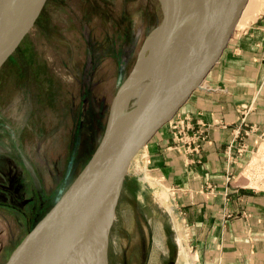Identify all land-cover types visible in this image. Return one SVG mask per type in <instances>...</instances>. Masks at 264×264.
Returning a JSON list of instances; mask_svg holds the SVG:
<instances>
[{"label": "rangeland", "instance_id": "rangeland-1", "mask_svg": "<svg viewBox=\"0 0 264 264\" xmlns=\"http://www.w3.org/2000/svg\"><path fill=\"white\" fill-rule=\"evenodd\" d=\"M241 17L235 30L258 39L264 64V0H248ZM163 19L159 0H46L33 28L0 69V264L91 157L116 92ZM206 80L200 91L223 89ZM134 102L131 97L124 109ZM182 120L176 115L161 129L168 127L172 134L174 122ZM187 121L189 133L199 131ZM248 130L237 131L228 144L232 161L246 152L242 139ZM263 163L264 157L250 160L243 170L252 190L264 179L251 181L248 171H261ZM171 194L143 169L127 174L108 232L106 264L110 255L118 262L119 254H134L132 246L141 237L145 247L153 242L152 254L165 251L169 239L176 264H200L171 213Z\"/></svg>", "mask_w": 264, "mask_h": 264}, {"label": "crops", "instance_id": "crops-1", "mask_svg": "<svg viewBox=\"0 0 264 264\" xmlns=\"http://www.w3.org/2000/svg\"><path fill=\"white\" fill-rule=\"evenodd\" d=\"M243 34L234 31L206 78L224 90L195 91L177 114L205 137L199 154L186 155L166 127L128 170L143 169L172 192L171 213L200 264H264V185L252 190L243 174L247 162L264 157V64L258 39ZM244 130L246 152L232 161L228 144Z\"/></svg>", "mask_w": 264, "mask_h": 264}, {"label": "water", "instance_id": "water-1", "mask_svg": "<svg viewBox=\"0 0 264 264\" xmlns=\"http://www.w3.org/2000/svg\"><path fill=\"white\" fill-rule=\"evenodd\" d=\"M12 2L10 14L0 26V69L33 28L46 0ZM159 2L164 19L158 28L156 46L148 50L147 57L166 50L170 37L178 33L179 15L190 6L186 2L183 6L167 0ZM247 3L248 0H214L210 23L193 53L184 51L175 57L163 53L158 61L152 56L146 68L144 89L131 108L117 114L120 91L130 72L111 102L103 134L91 157L4 264H50L85 232L91 211L99 209L108 199L110 222L101 249L106 264L108 232L132 160L177 115L192 93L201 89L228 47Z\"/></svg>", "mask_w": 264, "mask_h": 264}, {"label": "bare ground", "instance_id": "bare-ground-1", "mask_svg": "<svg viewBox=\"0 0 264 264\" xmlns=\"http://www.w3.org/2000/svg\"><path fill=\"white\" fill-rule=\"evenodd\" d=\"M174 1L167 0V3H180L183 6V3L186 2L190 6L179 15L177 19L178 33L175 32L170 37L169 43L165 48L166 50L155 54L152 53L151 57L154 56L156 61L164 56L163 53L167 57H175L184 51L191 55L193 53L192 49L195 50L203 39L211 20L212 3L214 0ZM12 4V0L0 1V26L10 14ZM168 13L166 12V14ZM158 33L159 29L148 37L145 46L139 53L136 65L132 69L124 88L120 91L117 114L123 111L131 97L136 98L144 89L146 68L151 63L149 61L151 57H147V53L149 49L152 50L156 46ZM109 203L111 204V200L107 199L99 205V209L97 207L91 211L90 218H88V222L86 221L87 223L83 230L85 232L77 236L69 248L62 254H58L50 264H104L101 258V249L104 235L110 222Z\"/></svg>", "mask_w": 264, "mask_h": 264}, {"label": "flooded vegetation", "instance_id": "flooded-vegetation-1", "mask_svg": "<svg viewBox=\"0 0 264 264\" xmlns=\"http://www.w3.org/2000/svg\"><path fill=\"white\" fill-rule=\"evenodd\" d=\"M147 232V238L152 242L151 232L148 229ZM151 244L147 243L145 247V240L141 237L132 246L131 253L134 254H119L117 257L118 262H115L114 257L110 255L107 264H176V254H173L169 239L164 242L165 251H163V248L159 249L158 254H152L153 246Z\"/></svg>", "mask_w": 264, "mask_h": 264}, {"label": "built area", "instance_id": "built-area-1", "mask_svg": "<svg viewBox=\"0 0 264 264\" xmlns=\"http://www.w3.org/2000/svg\"><path fill=\"white\" fill-rule=\"evenodd\" d=\"M190 126L191 125L187 120L174 122L172 129L173 141L178 145H181L186 153L199 154L201 143L205 140V137L200 132L189 133L191 130ZM241 152L242 148H239L238 154ZM247 176L251 181L264 179V165L262 166L261 171L254 167L250 168Z\"/></svg>", "mask_w": 264, "mask_h": 264}]
</instances>
